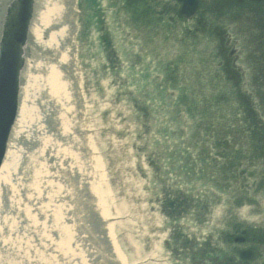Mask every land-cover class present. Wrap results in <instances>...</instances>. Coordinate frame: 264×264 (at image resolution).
<instances>
[{
	"label": "rangeland",
	"instance_id": "1",
	"mask_svg": "<svg viewBox=\"0 0 264 264\" xmlns=\"http://www.w3.org/2000/svg\"><path fill=\"white\" fill-rule=\"evenodd\" d=\"M201 2L185 20L174 0H76L72 73L54 62L67 54L44 52L65 98L46 103L40 70L19 102L29 124L18 120L9 144L23 177L0 204V264H39L59 243L61 261L40 264H116L96 237L97 186L128 264L264 263V0ZM43 7L36 0L25 57L39 69ZM35 203L59 213L38 215Z\"/></svg>",
	"mask_w": 264,
	"mask_h": 264
},
{
	"label": "bare ground",
	"instance_id": "2",
	"mask_svg": "<svg viewBox=\"0 0 264 264\" xmlns=\"http://www.w3.org/2000/svg\"><path fill=\"white\" fill-rule=\"evenodd\" d=\"M9 0H0V38H1V34H2V27H3V22H4V18H5V11H6V6ZM176 3L177 1L174 0ZM200 1V8L197 11L196 15L192 18H185L179 15L180 13V9H181V5L179 4V10H178V16L180 18H183L185 20H192L193 18H195L198 13L201 10L202 7V2ZM239 2H241V0H239ZM42 3L44 5L43 10L41 12V14L39 15V23H38V27L34 30V34L35 39H36V45L37 48L40 49V52L43 54L42 58L45 62L42 63V67L41 69H39L37 66H32V65H28V63L25 61L22 73L20 75V91H19V102L21 101L22 105H25L26 102H23L26 98H28V93H29V87H28V82L29 83H33V80L36 81L38 79V76H32L33 74L36 75L35 73L37 71L40 70H44L47 71L45 73H47V77L46 80L44 79L43 81V94L45 96V99H48V101H46V103H48V105H53V107L56 106V102L55 99H53L54 97H59L61 95V97L63 96L64 92H67L66 90L63 91L64 87H63V83L60 81L61 80V75L58 73V69L55 68V64L51 63V60L49 58L48 61H46L45 58V51H48L49 53H53V55L57 56V55H65V59L60 58L54 62H56V65H58L59 68H62L64 70H66V72L69 74L72 73V70L70 68L73 67V65H75V52H76V46H75V42H74V38H75V33L77 30V19H76V15L78 13L77 9H76V0H42ZM47 53V52H46ZM40 57V56H39ZM38 57V58H39ZM59 58V57H58ZM34 63V61H33ZM69 74V75H70ZM32 78V79H31ZM76 79V78H75ZM76 85H75V81H73V88L75 89ZM50 88V90H49ZM73 89V90H74ZM62 90V91H61ZM27 91V94H25V92ZM65 98V97H64ZM29 102H27L28 105ZM21 108H18V112L15 118V124L12 128L11 134H13V131L15 132L16 130V125H17V121L19 120L18 126L19 128H24L25 124H29V122H26V119L29 121V117L30 115H28V111L26 110V106H23ZM63 115V112L61 113ZM21 117V118H20ZM52 120L53 123L58 124L59 121V116H57L56 114H54V118H50ZM56 121V122H55ZM51 122V124H52ZM53 125V126H52ZM51 128L54 127V124H52ZM18 130V129H17ZM68 132L66 131V129L62 128V131L60 129V132L58 131L57 136L59 137V140L61 139H66L68 140V142L72 143L73 146V137L72 135H67ZM10 138H12V135L10 136ZM11 141V139H9ZM10 141L7 144V149L5 152V156L3 159V162L0 166V204H2L3 202L6 203L7 200H9L11 198V194L12 193V188H10L9 182L12 181H20L22 179V174L23 173H17L15 172V165L16 162L12 161V157L10 155ZM39 143V142H38ZM34 146V144H33ZM46 147V146H45ZM89 149V148H88ZM51 152V151H50ZM48 154V159L50 161H54L57 160V156L60 155V151L58 150L56 152V157L55 155L52 153ZM87 152V151H86ZM63 157L65 158L64 160L66 162H70L69 161V157H67V155H63ZM74 159V158H73ZM63 160V161H64ZM54 164V162H53ZM57 165V163H55ZM53 165H51V168ZM71 169V170H70ZM73 168L71 167V165H69L66 169H64V173L67 175L72 174L73 175ZM15 172V173H14ZM21 175V176H19ZM71 177V176H70ZM9 180V182H8ZM91 184V183H90ZM89 184V185H90ZM31 190L30 191V195H33V193H35V188H33V185L31 186H27V190ZM102 188H100V186L94 187L93 188V193L94 195H91L94 199H97V203L95 205V213L98 212V214L96 213V216L94 217V220L96 222H98V225H96V233L98 234L96 237L99 240L98 242H101L102 244H104L105 246V251L108 254V256L110 257L109 259L111 260L110 262L112 263V261L116 262V264H128L129 263V257L125 254L124 249L121 246V243L118 239V236L114 230V228L116 227V223L117 220L115 221V218H111V212L109 211L108 208V202L107 200H104L105 197L103 194V191H101ZM35 191V192H32ZM37 193V192H36ZM38 194V193H37ZM12 199V198H11ZM10 201V200H9ZM11 202V201H10ZM40 202V201H39ZM122 203H127L126 199L122 200ZM42 203H35L34 204V212H37L38 215L39 214H43V212L49 211V212H58L59 213V207L58 209L56 207H53V209L47 208V206L43 207V205H41ZM2 209V208H1ZM50 209V210H49ZM118 213H121L120 210H118L116 208ZM12 208L10 207V212H5L6 214L10 213V215L14 214L12 213ZM4 212V211H2ZM18 214H21V212H18ZM25 214V213H24ZM23 215V214H22ZM74 215V214H73ZM95 215V214H94ZM23 220H27V217H23ZM93 218V217H92ZM111 218V219H110ZM77 220H73L74 224H78ZM98 220V221H97ZM101 223V224H100ZM73 227V226H72ZM69 231V229H67ZM108 231V232H107ZM105 233H108L110 236V239L108 240L107 236L105 235ZM247 240V239H246ZM61 244V243H59ZM57 245V244H51L49 245V247H47L48 251L50 253H44L41 252L39 253V255L37 256L39 259V264L41 263L40 261H48L51 263H57V260H59V255H63V249L65 248V245ZM59 251H56V248ZM90 252V251H88ZM58 253V254H57ZM77 260V259H73V262ZM251 259L249 260H245L244 263H247L249 261H251ZM61 261V260H59ZM11 264H14L11 262ZM46 264V263H45Z\"/></svg>",
	"mask_w": 264,
	"mask_h": 264
},
{
	"label": "water",
	"instance_id": "3",
	"mask_svg": "<svg viewBox=\"0 0 264 264\" xmlns=\"http://www.w3.org/2000/svg\"><path fill=\"white\" fill-rule=\"evenodd\" d=\"M181 5L179 15L192 18L200 8L199 0H176ZM35 0H11L7 8L0 41V166L19 108L20 75L25 59L24 47L29 39L35 13ZM243 242L244 239H237ZM251 251H242L240 258L249 260Z\"/></svg>",
	"mask_w": 264,
	"mask_h": 264
}]
</instances>
